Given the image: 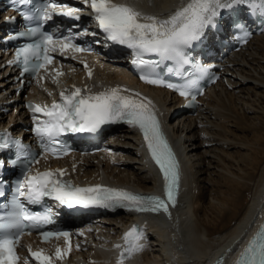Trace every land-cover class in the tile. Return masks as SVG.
Here are the masks:
<instances>
[{"label": "bare ground", "instance_id": "6f19581e", "mask_svg": "<svg viewBox=\"0 0 264 264\" xmlns=\"http://www.w3.org/2000/svg\"><path fill=\"white\" fill-rule=\"evenodd\" d=\"M145 14L167 18L188 0H114ZM105 57L92 64L87 78L72 67L56 88L53 82L36 87V98L47 101L75 85L89 93L120 87L125 95L139 93L164 115L183 165L182 190L169 220L161 216L119 214L98 217L83 242L84 250L69 257L85 264H112L115 239L131 223L145 227V248L137 264H216L233 253L264 207V33L227 55L219 80L200 99L194 114L167 121L180 104L162 89L135 84L125 71L124 58L104 48ZM0 69V98L8 90ZM72 72V73H71ZM9 78V76H8ZM133 87H137L135 90ZM48 102V101H47ZM24 113L19 111V115ZM8 120L6 121V118ZM14 117L0 112V127ZM136 132L122 127L107 139L108 149L93 155H72L50 163L68 178L84 184L108 183L140 192H155L157 177L145 161ZM116 150V151H114ZM114 151V152H113Z\"/></svg>", "mask_w": 264, "mask_h": 264}, {"label": "snow or ice", "instance_id": "6c2138e0", "mask_svg": "<svg viewBox=\"0 0 264 264\" xmlns=\"http://www.w3.org/2000/svg\"><path fill=\"white\" fill-rule=\"evenodd\" d=\"M28 2L29 0H19L21 4ZM83 2L90 5L93 19L97 28L104 34L105 41L131 49L134 57L132 62L139 65L152 63L144 59L145 54H155L161 62L172 61L177 67L189 65L192 60L187 49L202 42L206 31L218 24L222 10L246 3L250 10L258 9L264 13V0H188L167 18L145 14L131 4L117 3L114 0ZM78 12V9L59 5L56 0H45L43 6L36 9L35 18L40 21H51L54 16H64L79 20ZM24 15L29 19L33 18L28 13ZM27 34L33 39L23 43L15 53L16 60L22 64V74H38L42 69L47 71L54 60V53L59 52L63 56L69 50L72 52L89 50L78 46L69 36H56L52 32L41 31L39 26L30 29ZM85 68H88L86 63ZM196 70L206 71L203 66H198ZM169 71L172 69L169 68ZM60 75L62 73L56 71L53 80ZM91 75V70L88 69L89 78ZM141 79L151 84L165 83L161 79L147 76H142ZM195 83V80H189L182 87L171 83L167 84V87L174 88L181 96L187 97L190 95L188 89ZM128 91L114 87L89 93L87 85L84 88L73 85L70 92L61 91L60 99L54 100L51 105H29L35 121L32 131L54 146L60 143L58 138L65 133H95L102 125L116 121H124L138 127L143 133L151 159L162 173L166 199L101 184L77 186L64 179L66 170L63 168L36 171L33 174L31 165L38 161L31 156L20 140H14L12 146L16 148L15 159H11L10 163L16 165L21 162L25 170L23 178L17 182V195L11 202L13 210L7 213L6 217H0V264H19L20 258L16 248L25 229H39L53 222L50 208L43 212L32 211L25 206L21 198L29 204H39L45 198H51L69 209L120 207L136 212L162 210L168 213L169 204L175 205L180 177L179 163L163 133L152 101L147 97H141L139 93L125 95L124 93ZM36 114H41L43 119ZM10 139L5 133L3 142H0V149H8ZM45 151L59 158L66 155L68 149L46 147ZM2 166L3 162L0 161V167ZM0 183L3 181L0 180ZM3 196L4 192H0V197ZM256 235L259 237V244L257 245L254 239L241 253L242 257L245 254L251 256L244 264H257V256L259 264H264V224L260 226V231ZM41 236L44 239L63 236L65 243L70 245V233L67 231H42ZM123 239L125 244L117 264H123L126 257L143 250L144 245L141 242L144 239L143 227L133 225L124 233ZM115 247L120 248L121 245ZM69 251V247L63 250L57 247L52 256L45 254L43 250L29 249V256L36 264H55V260L62 259ZM236 264H241V261L237 260Z\"/></svg>", "mask_w": 264, "mask_h": 264}]
</instances>
